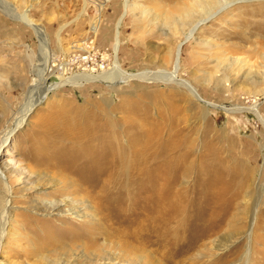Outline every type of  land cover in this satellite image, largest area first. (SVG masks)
<instances>
[{
	"label": "rangeland",
	"instance_id": "rangeland-1",
	"mask_svg": "<svg viewBox=\"0 0 264 264\" xmlns=\"http://www.w3.org/2000/svg\"><path fill=\"white\" fill-rule=\"evenodd\" d=\"M192 2L0 0V264H264V0Z\"/></svg>",
	"mask_w": 264,
	"mask_h": 264
},
{
	"label": "bare ground",
	"instance_id": "bare-ground-1",
	"mask_svg": "<svg viewBox=\"0 0 264 264\" xmlns=\"http://www.w3.org/2000/svg\"><path fill=\"white\" fill-rule=\"evenodd\" d=\"M233 1L234 0H193V2L188 7H181L177 11L176 15H173L172 17L170 15L164 16L162 23L166 24L168 26H171V27H176V28L178 27L179 28L178 30L180 32V33L179 32L178 33L181 34V33H183L184 29L180 30V28H182L183 25L188 26V24L190 23L189 21L191 19H193L194 17H198L199 15L206 16L216 6H221V7L226 6ZM19 20H21V22L24 23L26 26H28V27L30 26V24L28 23L29 21L26 19V16L23 17L22 19H19ZM189 26H190V24H189ZM32 29H33V32L36 33V29L35 28H32ZM169 30H171V29H169ZM39 35H40L39 33L38 34L36 33V36L39 39H41V36H39ZM117 44H118V42H115L114 48H113V54H114V67L113 68L114 69H112L111 74L108 75V77H106V78H110L108 80V82L113 81V82H115V84H116V79H118V78L126 79V77H127V76H125V74H123V72H121V68L119 67V63L117 60V52H118ZM176 49H177V51H176L175 58H174L173 68L170 71L154 72L151 74L149 72H147V73H143V74H139V75H134V77L139 78V81L148 82V83L159 82V83L167 84V83H174L175 82V84L178 83V84H180L179 86H182V87L184 86L185 88H187L189 85L178 81L177 67H178V58H179L181 50H180L179 46ZM46 74L47 73L44 72V70L42 69V71H40V75L38 76V79H36V81H38V80L44 81L46 78ZM44 75H45V78H43ZM101 78L105 79V77H101ZM101 78L98 75H94V74L92 75L90 73L79 74V75L75 76V78H73L72 80H70V81L67 80L65 82V84L78 86V83L80 81H82L84 83H89V84L93 83V82L102 83L104 80ZM178 84H177V86H178ZM32 106H33V104H30L29 106H27V108L24 109L23 113L20 115L21 118L17 122L14 123L15 128H17L18 126H20L21 124L24 123L27 115L29 114V112L32 109ZM250 111H252V110H250ZM253 113H255V112H253ZM14 171L15 170L13 168H11L10 165L5 164V165L0 166V176L4 179V181H5V179H7L9 177L12 178V176L14 175ZM18 179L20 181V178H18ZM11 189L12 188L10 187V185L6 184L4 186V192L3 193L0 192V217H1L0 220L2 222L0 225V247L2 245L1 243H2V239H3L2 237L4 236V232H5V226L8 222V215H9V212L11 210L10 205H8L9 204L8 200L10 197V190ZM60 204H62V202L59 204L58 203L50 204L49 206L45 207V209H43V211H49V212L56 211L57 213H59V212H61V210L63 211V209H61V207L65 206L68 209L67 213H66L67 215L73 216L74 218H77V219H79V217H81V215H82L81 213H83V212H81V209H80V207H78L77 204L75 205L74 203H69V202H63L62 206ZM243 262H244V264H249L248 254L247 255L245 254Z\"/></svg>",
	"mask_w": 264,
	"mask_h": 264
}]
</instances>
